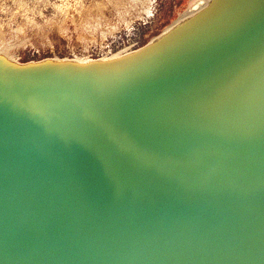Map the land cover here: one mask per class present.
<instances>
[{
  "label": "water",
  "instance_id": "1",
  "mask_svg": "<svg viewBox=\"0 0 264 264\" xmlns=\"http://www.w3.org/2000/svg\"><path fill=\"white\" fill-rule=\"evenodd\" d=\"M243 5L136 57L0 53V264H264V0Z\"/></svg>",
  "mask_w": 264,
  "mask_h": 264
},
{
  "label": "rangeland",
  "instance_id": "2",
  "mask_svg": "<svg viewBox=\"0 0 264 264\" xmlns=\"http://www.w3.org/2000/svg\"><path fill=\"white\" fill-rule=\"evenodd\" d=\"M192 1L0 0V53L22 63L123 54L158 35Z\"/></svg>",
  "mask_w": 264,
  "mask_h": 264
},
{
  "label": "bare ground",
  "instance_id": "3",
  "mask_svg": "<svg viewBox=\"0 0 264 264\" xmlns=\"http://www.w3.org/2000/svg\"><path fill=\"white\" fill-rule=\"evenodd\" d=\"M247 1L248 0H193L189 5L188 9H186L183 13H181L173 23H171L166 28H164L161 33L152 37L147 42V44L144 45L142 49L138 51L137 54H135L133 57L140 56L142 52H146L154 45H158V43L161 40L168 41L169 39L173 38L177 34V32L175 31H177L178 29L180 30L181 33L185 30L188 24L194 22L199 23L197 17H200L201 15L200 13L204 12L201 16V20L205 18L207 11L212 13V10L208 8L209 6H212V8L216 10V12H214L215 14L217 13L221 14L220 18L222 19L224 18V14L222 12L238 11L244 7L243 4L246 3ZM150 13L151 10L147 8L145 10V14L149 16ZM120 53H117L116 55H120ZM80 61H85V60H80ZM56 62H59L58 64H63L64 60H58Z\"/></svg>",
  "mask_w": 264,
  "mask_h": 264
}]
</instances>
